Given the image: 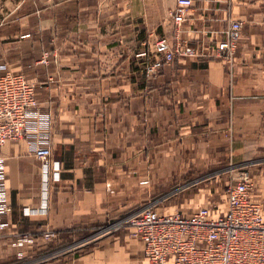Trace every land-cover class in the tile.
Listing matches in <instances>:
<instances>
[{
  "label": "crops",
  "instance_id": "0c3cea01",
  "mask_svg": "<svg viewBox=\"0 0 264 264\" xmlns=\"http://www.w3.org/2000/svg\"><path fill=\"white\" fill-rule=\"evenodd\" d=\"M192 1L181 36L203 55L175 57L152 78L143 64L158 36L172 37L175 0H23L0 20V62L35 84L59 170L44 186L24 139L0 147L10 204L0 264H137L143 243L126 228L75 250L40 233L149 204L188 214L228 160L264 209V0ZM229 18L242 21L231 65L213 53ZM176 192L178 210H160L154 194ZM226 209L224 198L213 214ZM26 231L37 241L17 259L11 242Z\"/></svg>",
  "mask_w": 264,
  "mask_h": 264
},
{
  "label": "built area",
  "instance_id": "2783aa9c",
  "mask_svg": "<svg viewBox=\"0 0 264 264\" xmlns=\"http://www.w3.org/2000/svg\"><path fill=\"white\" fill-rule=\"evenodd\" d=\"M192 0H175L172 10L173 35H160L154 41L153 58L143 64L146 78L169 65L175 57L203 55L181 36ZM242 21L227 19L224 37L216 42L213 53L231 65L241 36ZM141 51L138 55H143ZM35 84L22 73L10 71L0 62V147L8 140L24 139L29 151L40 162L43 185L59 176L52 158L49 134L52 118L38 109ZM252 181L247 171L227 182L224 198L227 209L214 215L216 205L206 204L188 214L179 211L161 213L149 204L126 216L114 219L111 227L126 228L131 238L143 243V255L137 264H264V209L250 198ZM10 211L5 186L4 157L0 153V236L8 227ZM54 229H45V239L55 237ZM29 232L16 234L11 244L21 248L32 243ZM72 248V247H71ZM21 257V251L16 252Z\"/></svg>",
  "mask_w": 264,
  "mask_h": 264
},
{
  "label": "rangeland",
  "instance_id": "374dc122",
  "mask_svg": "<svg viewBox=\"0 0 264 264\" xmlns=\"http://www.w3.org/2000/svg\"><path fill=\"white\" fill-rule=\"evenodd\" d=\"M22 1L23 0H0V20L5 19L10 11L18 9V6ZM250 153L251 152H249V154ZM236 157H238V155L234 156V158H236ZM225 163H226V165H229V166L224 167V170L227 171V169H230V168L232 169L233 165L231 163H234L233 161L228 160ZM226 171L224 172V174L227 173V176L223 177L222 176L223 174L218 171L217 172L218 174H216V175H218L217 177H215L213 175L211 178L206 180V183L210 184L212 189L210 188L209 190L206 191V193L196 195L199 199V201H198L199 203H205V204L207 203V205L208 204L216 205V206H219L220 208L223 207L225 184L227 182H230L231 180L238 179V177L242 173V171H246V170L243 169V167L241 165L240 166L234 165V168L232 169L231 172H226ZM154 197L155 198L159 197L160 202H162V203H160V207H161L160 210H162V209L178 210L177 206H179V203H180L181 198H182V194L177 193V192L175 194L155 193ZM162 207H164V208H162ZM186 211H188V210H186ZM113 221H114V219L109 220V221L102 223V224H97L93 221L89 223V221L84 220V221H81V222L74 224L73 226L66 227V230L62 231L61 233H56L55 237H52V239H54L55 244L57 243L58 245L59 244L61 245L59 248L70 246V248L72 247V249L75 250L81 246H86V245L92 244L96 239L98 240L103 236L110 235V234L117 232V230H119V229L112 228L111 225H109ZM40 234H41V237L43 238L42 232ZM127 235H128V237H130L128 232H127ZM34 237H35V240L32 243L24 244L22 246V248L25 245L34 246L36 244V241H37V237L36 236H34ZM59 237L61 239L60 243H58L56 241V239ZM22 248H17L15 253H14L15 257L17 259H22V257H23V256L18 257L16 254V252L18 250H20L21 255H23V252H22L23 249ZM138 258H139V260H141L140 259L141 257H138ZM40 260H42V257L30 258L24 262L17 263V264H35V263L39 262Z\"/></svg>",
  "mask_w": 264,
  "mask_h": 264
}]
</instances>
